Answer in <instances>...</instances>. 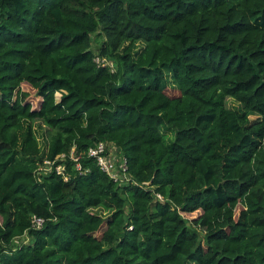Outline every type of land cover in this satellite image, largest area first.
<instances>
[{"label":"trees","instance_id":"obj_1","mask_svg":"<svg viewBox=\"0 0 264 264\" xmlns=\"http://www.w3.org/2000/svg\"><path fill=\"white\" fill-rule=\"evenodd\" d=\"M0 264H264V0H0Z\"/></svg>","mask_w":264,"mask_h":264},{"label":"built area","instance_id":"obj_2","mask_svg":"<svg viewBox=\"0 0 264 264\" xmlns=\"http://www.w3.org/2000/svg\"><path fill=\"white\" fill-rule=\"evenodd\" d=\"M93 62L98 67L109 66L110 69L115 68V64L112 61L106 59L105 57H101L96 53L93 57ZM87 155L89 157H92L95 160L99 169L102 172L106 173L114 181H117L120 184H124L129 180L126 160L123 157L122 159H116L113 144L100 141L94 146L88 148ZM65 157H66L65 154H58L57 156H55L54 159L43 160V162L36 169V176L40 178V175H45L49 172L54 171L56 174L60 175L64 181H67L69 179V176L65 171V164L63 163ZM68 157L75 162L77 170H80L81 169V166L79 164L80 156L79 153L74 150V147L71 148ZM158 197L159 199H161V196L158 195ZM42 223H43V219L41 217L32 216L31 226L33 228L41 227ZM22 237L27 238L26 235ZM15 241H17V239Z\"/></svg>","mask_w":264,"mask_h":264},{"label":"rangeland","instance_id":"obj_3","mask_svg":"<svg viewBox=\"0 0 264 264\" xmlns=\"http://www.w3.org/2000/svg\"><path fill=\"white\" fill-rule=\"evenodd\" d=\"M22 90H25L27 91L28 93H33V90L31 89L30 86L26 85V84H23L21 86ZM56 96L58 97L59 94H56ZM227 102L229 104H231L232 106H236L237 103H235L232 99H228ZM251 119L255 118L253 116H250ZM37 134V137H38V141H39V144L41 146V148H44L46 142H47V133L45 132L44 133V130L43 129H39L38 132L36 133ZM172 138H173V134L169 133L168 136L166 137L167 139V142H170L172 141ZM113 149V148H112ZM114 153H115V157L116 159H122V157L117 153L116 151V147L114 146ZM92 211L96 212V213H99V214H103V215H106V211L102 208H93ZM237 212V211H236ZM197 215L196 212L194 213H190V214H185L184 216L185 217H188V218H191V217H195ZM27 238L26 237H22L21 239H17L16 243H19L21 241H26Z\"/></svg>","mask_w":264,"mask_h":264}]
</instances>
